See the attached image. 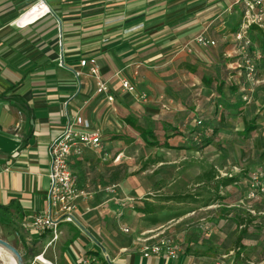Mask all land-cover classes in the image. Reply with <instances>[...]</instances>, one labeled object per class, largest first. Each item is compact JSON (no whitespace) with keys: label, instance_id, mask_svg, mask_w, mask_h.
<instances>
[{"label":"crops","instance_id":"0c3cea01","mask_svg":"<svg viewBox=\"0 0 264 264\" xmlns=\"http://www.w3.org/2000/svg\"><path fill=\"white\" fill-rule=\"evenodd\" d=\"M35 2L0 0V222L13 226L24 254L45 264L44 253L36 255L39 247L57 243L60 264H264V210L259 217L250 215L248 224H236L235 246L211 240L203 232L212 228L206 224L201 236L192 227L178 238L182 251L176 259L145 258L138 239L162 223L142 221L147 216L139 196L132 198L135 204L128 195L120 204L115 194H100L105 176L89 170L97 163L96 150L89 148L83 157L70 159L78 187L88 195L79 200L78 225L62 224L56 241L30 226L46 211L51 143L69 124L84 130L87 122L91 131L108 130L114 102L93 95L95 81L81 61H98L115 99L121 80L139 74L145 51L181 50L200 35L217 41L220 33L235 32L243 14L238 0H46L52 15L23 27L17 20ZM221 42L227 45L224 38ZM92 106L100 108L96 114L89 112ZM124 123L137 126L129 118ZM168 143L173 145L171 139ZM135 192L144 195L146 189Z\"/></svg>","mask_w":264,"mask_h":264},{"label":"rangeland","instance_id":"374dc122","mask_svg":"<svg viewBox=\"0 0 264 264\" xmlns=\"http://www.w3.org/2000/svg\"><path fill=\"white\" fill-rule=\"evenodd\" d=\"M237 30L225 37L220 33L216 46L211 48L191 42V47L176 51H155L151 55L145 51L139 74L127 79L135 92L122 90L120 82L121 91L108 109V130L98 128L103 145L93 151L97 163L89 170L105 176V182H99L100 194H111L107 188L117 185L113 194L120 204L128 201V195L133 204L136 199L132 198H143L138 201L142 202L141 208L146 202L163 206L166 209L158 212L162 225L156 230L161 227L177 239L186 236L192 227L199 237L201 225L209 224L212 228L203 232L207 231L211 240L235 246V234L240 232L236 224H248L250 215L259 217L258 212L264 210V196L257 201L248 198L251 174L264 169V84L255 89L250 104L244 102L249 83L227 66L237 56V45L233 43ZM223 38L227 45L218 44ZM252 41L251 52L263 56L260 75L264 79V39L254 34ZM203 79L212 85H206ZM221 83L222 93L216 89ZM97 109L100 108L92 106L89 112L96 114ZM127 118L151 130L161 144L171 139L172 148L148 147L140 134L124 123ZM198 120L203 122L201 127L196 125ZM253 122L256 130L246 135L245 127ZM211 174L218 175L220 181L218 177L211 180ZM230 174L238 184L223 187ZM141 186L146 189L144 195L135 192ZM178 195L190 198L167 202V197ZM221 222L224 236L217 239L221 230L216 226ZM0 239L25 255L10 224L0 222ZM48 247H39L36 255L44 253L45 264H60V244ZM9 261L5 257L0 264H10ZM25 264L44 263L27 256Z\"/></svg>","mask_w":264,"mask_h":264},{"label":"built area","instance_id":"2783aa9c","mask_svg":"<svg viewBox=\"0 0 264 264\" xmlns=\"http://www.w3.org/2000/svg\"><path fill=\"white\" fill-rule=\"evenodd\" d=\"M237 5L242 8V21L235 33L234 43L237 45V56L241 57V63L233 64L231 69H244L246 81L249 83V91L243 98L244 102L250 104L254 98L255 89L264 84L259 74L257 63L261 61V53L251 52L253 49L252 29L257 28L264 31V0H238ZM31 12H37L35 20L25 23L23 27L30 26L49 15L52 10L46 0H36V2L24 12L17 22ZM19 26V25H18ZM20 27V26H19ZM216 41L200 35L193 41V45L203 48L216 46ZM191 47V44L188 45ZM60 66H64L60 61ZM81 67L87 68L89 75L95 81L96 94L105 95L109 103L114 102L111 95L110 81L105 80L101 67L96 59L82 60ZM242 76V73L239 74ZM77 78L81 76L76 73ZM122 90L133 93L135 87L127 79L121 80ZM84 130L75 129L69 124L65 130L51 143L50 154V185L46 198V211L35 216L30 223L33 231L45 233L49 232L53 240H58L61 235L60 226L62 224L78 225L76 216L79 200L88 195L79 189L77 176L71 171L70 159L72 156L83 157L85 149H100L103 145L102 134L99 131H91L90 125L85 122ZM196 125L201 127L202 120H198ZM228 177L232 178L233 174ZM118 186L107 188V192L113 194ZM264 196V169H259L251 174V185L248 198L257 201ZM255 214V213H254ZM161 228L142 234L138 239L143 243L142 253L145 258L154 255H165L168 258L176 259L182 251V245L174 234L167 233ZM125 233H130L129 229H124ZM86 264V262H84Z\"/></svg>","mask_w":264,"mask_h":264},{"label":"trees","instance_id":"16d2710c","mask_svg":"<svg viewBox=\"0 0 264 264\" xmlns=\"http://www.w3.org/2000/svg\"><path fill=\"white\" fill-rule=\"evenodd\" d=\"M254 34H259V38L260 39H264V31H260L257 28H253L252 29V38H253ZM260 62L257 63L259 74H260ZM238 63H241V57L240 56H235L233 58V60L230 61L227 64V66L229 68L231 65H233V64L236 65ZM233 71H234V74H241L242 73L241 77L246 80L243 68H240V69H237V70H233ZM203 82L206 85H212V82L210 80L203 79ZM223 86H224V83H221L220 86H217V88H216L217 91L222 93ZM132 127H134V129L140 134V136L145 141V143L147 144L148 147H151V148H167V149L172 148L171 145L168 143V139H166V141L163 144H161L157 140L155 134L151 130L144 129V128L137 127V126H133V125H132ZM254 130H256L255 122H253L252 124H249L248 126H246L245 130H244V133L246 135H249ZM217 177H219V176L218 175L214 176V174H211V180L215 181L217 179ZM220 179L221 178H219L218 181H220ZM228 179H229L228 181L222 179V180H224L223 187L236 183V178L232 177V178H228ZM189 198H190V196H188V195H185V196L178 195V196H169V197L166 198V200H167V202H169V201H172V202H176V201L184 202V201H186ZM162 207L163 206H157V205H153V204H150V203L146 202L144 208H141L140 211L147 216L146 220H148L150 224L156 225V224L162 223V219L158 216V212H161V211L166 209V208H162ZM239 242H241V238L239 239L238 243ZM27 256H28L27 254H25L23 256L24 262H25V257H27ZM28 258H30V257L28 256Z\"/></svg>","mask_w":264,"mask_h":264},{"label":"bare ground","instance_id":"6f19581e","mask_svg":"<svg viewBox=\"0 0 264 264\" xmlns=\"http://www.w3.org/2000/svg\"><path fill=\"white\" fill-rule=\"evenodd\" d=\"M37 14H38L37 12H31V13L27 14L26 16H24L23 18H21L19 20L20 24L22 26H24V25H26L25 23H28V22L35 20ZM5 257L9 258L10 264H18L14 255H12V253L9 250H7L2 245H0V259H3ZM6 263H8V262H6Z\"/></svg>","mask_w":264,"mask_h":264},{"label":"water","instance_id":"95a60500","mask_svg":"<svg viewBox=\"0 0 264 264\" xmlns=\"http://www.w3.org/2000/svg\"><path fill=\"white\" fill-rule=\"evenodd\" d=\"M0 245H2L4 248H6L7 250H9L12 255H14V257L17 260L18 264H25L24 260H23V256L21 255V253L12 245H10L8 242L0 239Z\"/></svg>","mask_w":264,"mask_h":264}]
</instances>
